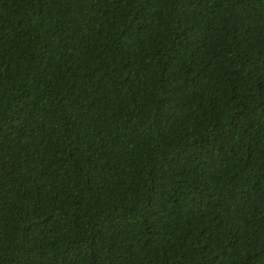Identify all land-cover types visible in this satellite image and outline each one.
<instances>
[{"label":"trees","instance_id":"obj_1","mask_svg":"<svg viewBox=\"0 0 264 264\" xmlns=\"http://www.w3.org/2000/svg\"><path fill=\"white\" fill-rule=\"evenodd\" d=\"M0 264H264V0H0Z\"/></svg>","mask_w":264,"mask_h":264}]
</instances>
